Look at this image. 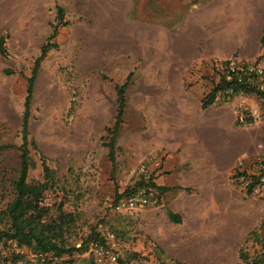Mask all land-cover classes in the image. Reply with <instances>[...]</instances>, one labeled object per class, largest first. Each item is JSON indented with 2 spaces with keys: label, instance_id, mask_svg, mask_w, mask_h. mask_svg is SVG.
Segmentation results:
<instances>
[{
  "label": "rangeland",
  "instance_id": "obj_1",
  "mask_svg": "<svg viewBox=\"0 0 264 264\" xmlns=\"http://www.w3.org/2000/svg\"><path fill=\"white\" fill-rule=\"evenodd\" d=\"M57 5L67 23L34 79L28 137L38 152L29 150L35 167L28 179H43L42 154L58 178L53 200L75 214L77 245L91 232H112L115 252L128 264H237L250 230L264 239V195L246 194L231 177L240 161L264 156V117L248 121L263 102L237 94L203 109L200 100L218 80L212 55L264 63L261 38L248 51H257L253 58L238 49L264 23V0H0V144L11 145L0 152V191L7 192L18 166L27 78ZM204 49L210 56L197 59ZM128 74L111 161L115 86ZM213 115L225 137L215 145L211 137L209 145L200 117ZM152 183L166 188H155V205L115 208L118 195ZM14 244L5 250L23 251ZM245 244L250 253L261 245L254 237ZM87 262L74 252L49 264Z\"/></svg>",
  "mask_w": 264,
  "mask_h": 264
},
{
  "label": "trees",
  "instance_id": "obj_2",
  "mask_svg": "<svg viewBox=\"0 0 264 264\" xmlns=\"http://www.w3.org/2000/svg\"><path fill=\"white\" fill-rule=\"evenodd\" d=\"M64 9L57 5L54 21L50 24L51 32L46 37L40 47V53L35 58L31 74L27 78L26 95L24 98V111L21 117V143L17 146L19 150L18 166L15 167L14 176L9 180V188L0 191V204L7 199L3 206H0V264H49L53 259L61 258L65 255L72 256L74 252H84L88 257L87 264H99L87 254L86 241L90 238L100 237L98 232H91L85 239H80L79 244L71 237L72 229L75 225V214L63 208V200H53L54 192L58 190V178L55 171L46 163L42 157V180H29L27 177L28 170L35 167V163L29 155V150L33 149L38 152V147L33 139H29V102L32 96L34 79L36 77L41 60L46 53L57 47L52 39L57 33L60 25H65ZM261 44H264V34L261 36ZM5 52L3 37L0 36V54ZM216 71V70H215ZM130 79V74L126 80L115 86L117 95V112L111 128L109 140L106 143L108 147V157L114 160L115 137L121 123L125 107V91ZM232 85L234 91L242 90L244 94L254 95L261 102H264V91L241 84L235 80L226 82L221 75H218L217 82H214L213 88L201 99V108H207L217 98L226 99L223 93L228 86ZM248 121L253 120L251 114ZM11 147L10 144H0V152ZM252 165L258 166L257 174H249L250 182L245 189L246 194H251V187L256 183L260 176L264 175V156L252 160ZM7 174V172H5ZM245 174L238 167L234 168L231 175L235 178L237 175ZM248 176V175H247ZM139 182L138 184H142ZM160 191L165 187L151 184ZM51 194L53 196L51 197ZM120 195L117 196L119 198ZM171 221L179 222V216L175 212L168 211ZM249 237H254L261 243L259 249L249 252L245 244ZM8 242H14L17 248L21 250H5ZM27 252L34 258H29ZM131 259L117 257L115 264H128ZM159 264H172L162 262ZM173 264H179L174 261ZM237 264H264V239L257 236L256 230H250L238 249Z\"/></svg>",
  "mask_w": 264,
  "mask_h": 264
},
{
  "label": "built area",
  "instance_id": "obj_3",
  "mask_svg": "<svg viewBox=\"0 0 264 264\" xmlns=\"http://www.w3.org/2000/svg\"><path fill=\"white\" fill-rule=\"evenodd\" d=\"M209 61L212 67L216 70V75H221L226 82L235 80L238 83L247 84L255 89L264 91V63L262 61L256 59H244L233 55H214L210 57ZM221 94L226 96V99L222 100H227L232 96L244 93L242 90L234 91L232 85H230ZM250 113L256 121H260L264 117V102L260 107H253ZM236 167H238L240 171H245L246 175L238 174L235 178H232V181L233 183L240 184L246 189L248 182L251 181L249 174H257L258 166L240 161ZM141 171H143V168ZM155 188L156 187L154 186L147 185L142 189L133 191L121 197L119 196L115 201V208L117 210H122L143 207L151 204L155 205L158 201L156 197H153ZM251 191V194L254 195H264V175L260 176L258 181L252 185ZM86 248L87 254L90 258L99 264H115L117 261L118 256L115 252V235L112 232L108 233L107 236L88 239L86 241ZM132 264L146 263L133 262Z\"/></svg>",
  "mask_w": 264,
  "mask_h": 264
},
{
  "label": "crops",
  "instance_id": "obj_4",
  "mask_svg": "<svg viewBox=\"0 0 264 264\" xmlns=\"http://www.w3.org/2000/svg\"><path fill=\"white\" fill-rule=\"evenodd\" d=\"M252 28L254 29L255 38L251 41H246V42L242 43L241 46L238 48L240 55H242L243 57H246V58H253V56H255V54L257 52L256 50L255 51L253 50L252 53H249L248 51L250 48L254 47V49H256L258 47V45H260V38L264 34V23L259 22L256 24V26H254ZM209 51H210V49H204L203 53L200 54L197 57V59H201L203 56H210ZM212 56H214V55H212ZM200 102H201V100H200ZM200 118H201L200 124L203 127H205V124L207 125L206 129L203 132V136L209 140V142H208L209 145H210V138L211 137L213 138V141H214L212 143V145L216 144V140L218 137L222 138V139L225 137L224 133H218V130H217L218 118L215 115L207 116V117H200ZM175 209L177 210V207Z\"/></svg>",
  "mask_w": 264,
  "mask_h": 264
}]
</instances>
